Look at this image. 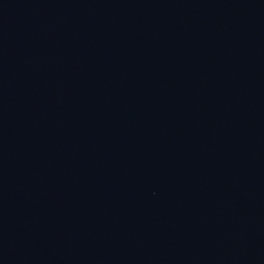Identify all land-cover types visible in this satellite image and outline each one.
Segmentation results:
<instances>
[{"label": "water", "instance_id": "obj_1", "mask_svg": "<svg viewBox=\"0 0 264 264\" xmlns=\"http://www.w3.org/2000/svg\"><path fill=\"white\" fill-rule=\"evenodd\" d=\"M0 264H264V0H0Z\"/></svg>", "mask_w": 264, "mask_h": 264}]
</instances>
